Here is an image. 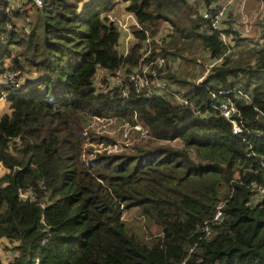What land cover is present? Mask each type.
I'll return each instance as SVG.
<instances>
[{
	"label": "trees",
	"instance_id": "obj_1",
	"mask_svg": "<svg viewBox=\"0 0 264 264\" xmlns=\"http://www.w3.org/2000/svg\"><path fill=\"white\" fill-rule=\"evenodd\" d=\"M117 3L141 27H131L125 56L109 19ZM8 4L0 0V98L10 110L0 115V240L17 253L0 264H264V198L252 187L264 186V23L250 30L260 28L257 39L233 35L232 51L196 84L194 70L175 74L169 61L191 67L203 52L209 64L226 46L189 0H42L28 31L7 28L24 13ZM147 37L148 58L166 59L158 76L182 90L135 94L126 74ZM118 68L126 96L122 86L104 93L94 85L98 71ZM8 70L18 73L14 83L3 77ZM19 76L30 79L20 86ZM235 89L250 97L234 98L240 134L210 95ZM90 117L139 123L146 143L85 147L111 141L87 130ZM220 204L224 217L214 224ZM131 207L161 234L149 242L135 234L123 219Z\"/></svg>",
	"mask_w": 264,
	"mask_h": 264
},
{
	"label": "built area",
	"instance_id": "obj_2",
	"mask_svg": "<svg viewBox=\"0 0 264 264\" xmlns=\"http://www.w3.org/2000/svg\"><path fill=\"white\" fill-rule=\"evenodd\" d=\"M189 1L190 4L194 6V2H199L200 0ZM201 1L202 6L197 7L200 16L203 19L207 20L211 29L219 34L226 48L221 57L213 60L206 65V71L196 80V84H199L203 76L206 75L212 65L220 62L225 55L232 51V46L234 44V41L232 40L233 35L246 36L249 34L254 23L264 20V0H257L258 2L256 8L251 14L245 12V5L247 0H208V2H205L204 0ZM8 2V5L11 9H17L21 13H24L22 14V18H20V20H18L19 18H13L14 23H7V28L11 29L13 28V26H23L25 31H28L29 22L31 19L30 14L34 8L40 7L42 5V0H8ZM234 7H236L238 17L236 21H231L229 19V13ZM109 19L114 21L118 26L122 38L121 53L125 56L128 53L129 47L134 38L131 27L135 26L138 29H141V27L131 13L125 12L122 18H118L115 15L110 14ZM226 30H229L230 34H227ZM151 48L152 47L150 39L147 37L145 41V49L141 54L138 63L131 69V71L126 74L127 81L132 83L134 92L137 95H140L142 92H144L146 95H150L159 92L158 89L162 88L160 92L166 89L164 88V83L161 82L160 78H158V73L162 71L166 65V59L165 57L160 55L148 58L149 54L151 53ZM17 74L18 73L16 71L8 70L3 75V77L9 82L14 83L16 81ZM102 77L106 82L103 83L102 78L100 79V91L105 93L113 90L114 88H120L122 86L124 87L122 92L123 96L127 95L128 91L124 86V68H118L113 74L105 75L104 73V76ZM229 92L231 91H219V93L210 92L211 98L215 99L212 106L214 109L218 110V112L227 121L230 122L232 132L235 134H240L242 132V126L240 124L241 111L235 99H242L245 102H248L250 100V97L241 89H235L233 97L228 95ZM218 95H221L223 98H218ZM175 99L179 103H182L184 105L189 104L188 99L180 94H175ZM260 116L264 119V113H262V115ZM130 128L138 132L140 131L141 133H146V130L143 129V127L139 123L130 126ZM252 187L257 192V194L264 198V186L262 184H252ZM19 196L21 198H26L28 196L33 197L29 190H20ZM221 207L222 204L217 206V209L213 215L212 222L214 224H219L223 220L224 213ZM203 231L206 233V235L210 234V225L207 222H204Z\"/></svg>",
	"mask_w": 264,
	"mask_h": 264
},
{
	"label": "rangeland",
	"instance_id": "obj_3",
	"mask_svg": "<svg viewBox=\"0 0 264 264\" xmlns=\"http://www.w3.org/2000/svg\"><path fill=\"white\" fill-rule=\"evenodd\" d=\"M195 5L192 7H198L202 6V1L199 2L195 1ZM233 9L236 10V7ZM125 12L123 11V7L121 3H117L114 10L111 12V15H115L118 18H122ZM22 23V22H21ZM168 26L165 24L163 26L162 34H165L167 31ZM255 33V28L251 31L249 34L250 36H253ZM121 36V35H120ZM160 37H156L155 40L158 43V39ZM122 38H120V49L122 46L121 43ZM134 41V38L133 40ZM157 49V48H156ZM236 51L235 47L233 52ZM203 52H200L196 57L197 63L193 64L191 67L190 65H186L185 60H182L179 58V60H170V69H172V72L175 74L182 73L186 68L194 70L196 73V76L194 78V83H196V80L204 74L206 71V65L203 63L202 59ZM190 64V63H189ZM167 69L166 66L163 68V70ZM104 76L103 71H98L97 76L94 79V85L99 89L100 88V79ZM160 78L161 82L164 83V89L165 91H176V90H182L179 86L176 84L170 83L168 80L164 79L163 77ZM30 78L27 76H19L17 84L23 85L27 80ZM161 89H158L160 92ZM163 92V91H162ZM179 95V94H178ZM9 104L7 100L3 97L0 98V115L3 113H9ZM86 128L87 130H91L92 132L96 133L97 135H104L107 136L111 141L108 144L102 143H90L88 142L85 144L86 146H92L96 150H107L108 152H122V151H129L132 150V147L136 144L138 145H144L146 143V139L148 138L146 133H141L140 131H136L132 128H130V125L123 120H118L114 118H96V117H90L87 118L86 122ZM173 144H179L178 142H173ZM4 172V168L0 164V174ZM259 199L258 196L254 197L252 199V202H256ZM123 219L127 223V225L130 227L131 230L135 232L139 237L144 239L146 242H149L152 238H156L161 234V230L158 225L153 223L151 220H148L147 218H144L137 207H131L128 209H124L123 211ZM17 252L15 249H13V245L9 244L5 241L0 240V260L4 263L8 262L10 259L14 257V255Z\"/></svg>",
	"mask_w": 264,
	"mask_h": 264
},
{
	"label": "crops",
	"instance_id": "obj_4",
	"mask_svg": "<svg viewBox=\"0 0 264 264\" xmlns=\"http://www.w3.org/2000/svg\"><path fill=\"white\" fill-rule=\"evenodd\" d=\"M257 2H258L257 0H247L246 1V5H245V12L248 13V14H251L254 11V9L256 8ZM230 13H229V19L231 21H236L237 20V17H238L236 10L235 9H232L230 11ZM261 22L264 23V20L261 21ZM249 34H250V32H249ZM259 34H260V28H255V33L253 34L254 35V38L257 39L259 37Z\"/></svg>",
	"mask_w": 264,
	"mask_h": 264
}]
</instances>
